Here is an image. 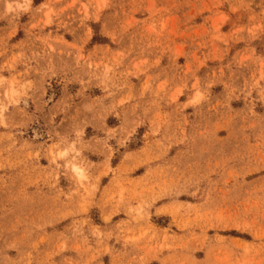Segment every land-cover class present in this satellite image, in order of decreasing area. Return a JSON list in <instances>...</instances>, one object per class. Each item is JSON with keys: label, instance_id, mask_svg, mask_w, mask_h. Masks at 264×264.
<instances>
[{"label": "rangeland", "instance_id": "1", "mask_svg": "<svg viewBox=\"0 0 264 264\" xmlns=\"http://www.w3.org/2000/svg\"><path fill=\"white\" fill-rule=\"evenodd\" d=\"M0 264H264V0H0Z\"/></svg>", "mask_w": 264, "mask_h": 264}, {"label": "bare ground", "instance_id": "2", "mask_svg": "<svg viewBox=\"0 0 264 264\" xmlns=\"http://www.w3.org/2000/svg\"><path fill=\"white\" fill-rule=\"evenodd\" d=\"M75 170H76L77 172H79V169H78V168H75Z\"/></svg>", "mask_w": 264, "mask_h": 264}, {"label": "trees", "instance_id": "3", "mask_svg": "<svg viewBox=\"0 0 264 264\" xmlns=\"http://www.w3.org/2000/svg\"><path fill=\"white\" fill-rule=\"evenodd\" d=\"M38 1H40V0H35V2H38Z\"/></svg>", "mask_w": 264, "mask_h": 264}]
</instances>
